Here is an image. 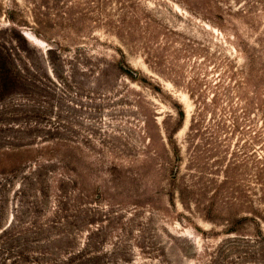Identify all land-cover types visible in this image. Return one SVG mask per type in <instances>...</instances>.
<instances>
[{"label": "rangeland", "instance_id": "374dc122", "mask_svg": "<svg viewBox=\"0 0 264 264\" xmlns=\"http://www.w3.org/2000/svg\"><path fill=\"white\" fill-rule=\"evenodd\" d=\"M0 50L18 65L30 55L45 73L55 66L59 75L71 77L70 89L57 92L59 101L53 105L58 111L55 107L48 115L60 117V133L72 142L70 147L63 143L60 153L70 152L73 159L71 164L64 159L59 172L74 175L69 191L94 194L86 203L81 200V211L108 205L134 236L142 230L138 241L156 252L148 256L135 249L136 264H226L234 259L220 255L221 247L235 240L254 245L250 236L238 240L226 234L224 214L207 216L191 202L183 206L170 175L179 171L178 178L190 182L195 173L187 137L195 105L187 87L203 79L214 85L225 71L243 67L248 53L242 50H258L261 60L255 66L264 65V0H0ZM262 89L264 97V84ZM179 111L184 121L174 136L176 157L167 146L163 123L173 124ZM255 122L264 133V121ZM211 132L193 144L202 153L207 200L219 192L226 175L228 194L218 196V202L228 197L235 203V134ZM254 148L253 154L264 159V146ZM258 170V164L248 165L250 182L243 191L254 201L262 198L254 183ZM17 177L6 188L2 225L15 211L29 218L26 204L33 202L34 193L21 197L24 186ZM19 201L22 209L16 207ZM255 203L264 216V202ZM261 231L264 236V225ZM260 242L255 260L236 263L264 264V240Z\"/></svg>", "mask_w": 264, "mask_h": 264}, {"label": "trees", "instance_id": "16d2710c", "mask_svg": "<svg viewBox=\"0 0 264 264\" xmlns=\"http://www.w3.org/2000/svg\"><path fill=\"white\" fill-rule=\"evenodd\" d=\"M242 52L249 54L243 67L235 66V71H225L214 85L203 79L187 87L195 105L187 134L193 147L189 163L195 173L190 182L179 179V171L170 175L172 185L178 184L177 193L183 206L191 202L198 212L207 216L212 211L224 214L227 235H235V239L254 238L251 243L256 249L249 242L243 246L236 240L228 248L221 247L220 255L228 253L234 259L226 264H237L242 259L255 260L260 241L264 240L261 231L264 216L255 207V202H264V159L252 152L255 145L264 146V133L254 124L257 119L264 121V97L260 93L264 65L255 66L257 59L261 60L258 50L254 54ZM52 53L50 49L51 64L54 62L49 57ZM33 64L30 55L20 58L18 65L8 52L0 50V161H4L0 165V264H136L135 249L141 255L151 256L156 252L155 247L138 241L142 238V230L134 236L133 228L125 229L121 216L109 211L108 205L104 206L106 210L99 204L96 209L80 210L82 199L86 203L88 198L95 196L88 190L80 196L76 195V190L69 191V186L74 188V175L68 177L60 173L59 167L61 169L64 159L69 162L73 159L70 152L68 155L60 153L63 143L70 147L71 138L62 137L60 117H48L55 111L54 102L59 101V87L70 89L71 77L59 75L55 66L51 74H47ZM116 67L123 70L120 63ZM211 93L209 98L207 95ZM58 109L56 107V111ZM207 115H210L211 125ZM183 121L184 114L179 111L173 124L163 123L167 146L176 157H179V148L174 136ZM68 130L71 133L70 127ZM207 131H212L213 135L235 134V203L228 197H220L218 202V196L228 194L226 175L219 192L216 190L207 200L208 191L201 170L202 153L198 144L193 145L195 140L200 142ZM250 163L259 166L254 183L261 187L262 198L257 201L243 195L250 182L247 173ZM18 174L24 186L19 195L34 193L33 202L26 204L29 218L20 210L19 215L15 211L11 221L2 225L7 204L6 188ZM49 196L53 202L49 201ZM47 205L50 207L46 211ZM16 207L22 209L24 203L19 201ZM205 219L213 222L206 216Z\"/></svg>", "mask_w": 264, "mask_h": 264}]
</instances>
